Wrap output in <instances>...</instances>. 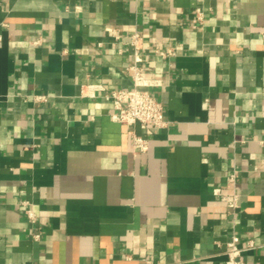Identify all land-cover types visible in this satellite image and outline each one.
Returning <instances> with one entry per match:
<instances>
[{"label":"crops","instance_id":"0c3cea01","mask_svg":"<svg viewBox=\"0 0 264 264\" xmlns=\"http://www.w3.org/2000/svg\"><path fill=\"white\" fill-rule=\"evenodd\" d=\"M135 31L143 152L106 96ZM232 235L264 264V0H0V264H224Z\"/></svg>","mask_w":264,"mask_h":264},{"label":"built area","instance_id":"2783aa9c","mask_svg":"<svg viewBox=\"0 0 264 264\" xmlns=\"http://www.w3.org/2000/svg\"><path fill=\"white\" fill-rule=\"evenodd\" d=\"M142 37L140 32L135 31L129 36V43L133 47V58L127 64V69L131 72L133 87L130 89H114L107 93V97L111 99L114 113L112 118L120 123L125 124L132 136L133 149L138 152L146 151L148 148L147 140L133 130V126L138 124L142 131H150L156 128H162L166 122L163 116V106L154 96L147 90L150 86H157L158 81L148 80L145 78L144 71L139 65L138 56L141 49ZM159 56L165 57L171 53V50L163 51L160 48L153 49ZM237 170H233L228 174L226 181L230 184L235 183ZM219 198L226 204L227 208L234 212L238 207V193L236 190L232 192H224L218 189ZM27 218L33 222V214L27 212ZM37 237V236H35ZM255 243L249 239L244 245L238 236L232 235L226 242V259L224 264H244L243 252L253 249Z\"/></svg>","mask_w":264,"mask_h":264}]
</instances>
